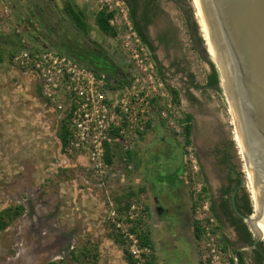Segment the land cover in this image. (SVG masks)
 I'll use <instances>...</instances> for the list:
<instances>
[{
    "label": "rangeland",
    "instance_id": "1",
    "mask_svg": "<svg viewBox=\"0 0 264 264\" xmlns=\"http://www.w3.org/2000/svg\"><path fill=\"white\" fill-rule=\"evenodd\" d=\"M18 1L19 8L11 0H0V212L17 205L22 211L7 219L0 230V264H129L130 257L136 264H169L168 257L170 264H177V257L184 252L180 245L169 248L173 233L187 238L193 228L195 235L196 217L202 215V205L209 203L194 139L201 144L208 140L219 151L217 154H227L226 162L240 178L241 192L248 195L253 213L251 187L247 188L246 166L235 138L232 111L222 87L217 91L205 86L211 58L201 37L193 0H155L150 30L153 40L158 39L163 27L174 32V40L157 47L164 87L177 91L176 100L169 94L182 122H187L186 106L192 102L187 98L196 99L198 132L192 128L190 143L183 145L156 118L149 128L154 139L151 146L162 135L172 144L176 138L177 144L171 148L166 143L151 147L148 158L157 156L161 161L153 162L154 173L150 174L145 172L146 162L138 164L143 168L138 184L131 176L135 163L132 170L114 163L107 149L109 168L103 184L90 177L77 155H65L58 137L60 114L48 108L35 83L10 63L22 37L34 48H50L75 58L94 52L109 62L115 76L129 72L139 59L152 62L159 76L148 50L133 33L126 4L122 0ZM102 11L110 14L111 33L104 32L96 22ZM185 147L190 148L186 150L187 161ZM179 154L180 173H184L180 186L188 189L191 208L181 212L179 227H167L161 216L164 211L159 209L158 216L152 211L151 191L141 176L146 175L157 188L164 183L162 188L170 197V169L177 164ZM115 166L121 168L119 172H113ZM219 168L226 173V164ZM228 174L233 176V172ZM187 215L190 217L185 220ZM212 224L214 235L219 236L220 227L214 221ZM134 239L141 247L149 248L140 260L131 253ZM216 239L213 243L223 255L234 256L233 250L226 249L219 237ZM263 240L260 242L264 244ZM206 243L200 232L193 240L199 264Z\"/></svg>",
    "mask_w": 264,
    "mask_h": 264
},
{
    "label": "built area",
    "instance_id": "2",
    "mask_svg": "<svg viewBox=\"0 0 264 264\" xmlns=\"http://www.w3.org/2000/svg\"><path fill=\"white\" fill-rule=\"evenodd\" d=\"M142 61H136L126 74L115 76L94 70L65 53L34 48L22 37L18 50L10 56L11 66L35 83L48 108L59 113L61 121H67L69 136L64 154L77 155L90 177L101 184L109 168L105 158L107 144H120L122 151L130 155L123 157V164L132 170L136 146L156 118L185 144L182 133L185 122L177 115L169 91L156 75L153 63ZM189 149L185 147V161ZM202 209V215L196 217L197 227L207 243L200 261L202 264H230L229 256L223 255L213 243L219 236L213 233L214 217L209 203L202 205ZM206 212L209 215L205 216ZM139 246L134 239L131 253L138 260L149 251Z\"/></svg>",
    "mask_w": 264,
    "mask_h": 264
},
{
    "label": "water",
    "instance_id": "3",
    "mask_svg": "<svg viewBox=\"0 0 264 264\" xmlns=\"http://www.w3.org/2000/svg\"><path fill=\"white\" fill-rule=\"evenodd\" d=\"M197 3L252 177L255 218L264 224V0ZM232 203L238 212L233 196ZM251 215L240 214L247 222ZM254 233L255 241L262 239Z\"/></svg>",
    "mask_w": 264,
    "mask_h": 264
},
{
    "label": "flooded vegetation",
    "instance_id": "4",
    "mask_svg": "<svg viewBox=\"0 0 264 264\" xmlns=\"http://www.w3.org/2000/svg\"><path fill=\"white\" fill-rule=\"evenodd\" d=\"M154 9L155 7L151 6V4L148 3V0H140L138 15H141L142 11L145 10L149 17L146 32L149 36V40L155 47L154 54L157 56V47L161 44H169L171 40H174V32L171 33L168 28L164 29L163 27V30L157 34L159 35L158 39H152L150 27L151 23L154 21L156 12L153 11ZM187 101L194 102H191L192 104L190 103V105L186 106L188 111L185 115H189L190 119L185 124L189 123L190 133L192 132V128L193 132L195 129L196 132H198V128L195 124L198 115V110L196 108L198 102H196V99H190L189 97L187 98ZM207 141L208 140H205L204 143L201 144L196 143L197 141L194 139V148L199 170L205 181L210 213L214 217L215 225L219 226L221 229L220 231H222L219 235V240L223 243L226 249L230 248L235 252H240L245 264H264V252L259 245L260 240L255 241L256 236L251 232L249 224H246V221L240 216V214L245 213L237 208V205L243 204L241 180L234 172L233 166L226 162L228 159L227 154H217L219 151ZM222 164H226V173H223L219 168ZM228 172H233V176H229ZM232 196L234 197L237 211L240 214L234 210ZM248 232H250L251 241H248ZM233 235L235 240L232 239ZM234 256L236 257L235 261L234 259H231L230 255L229 259L232 260L233 264H238L237 254L235 253Z\"/></svg>",
    "mask_w": 264,
    "mask_h": 264
},
{
    "label": "crops",
    "instance_id": "5",
    "mask_svg": "<svg viewBox=\"0 0 264 264\" xmlns=\"http://www.w3.org/2000/svg\"><path fill=\"white\" fill-rule=\"evenodd\" d=\"M153 139V132L149 129V131H147L140 139L139 143L136 146V149L134 151V163H135V170L132 171V177L135 179L136 184H138L139 182V176L143 173V168L142 167H138V164L143 163L142 161L146 162V169L145 172L146 173H154V164L153 162H160L161 158L160 157H155L153 158V156L151 155L150 158H148V154L150 155V149L153 145L155 144H168L169 148L174 147V143L175 145L177 144V140L175 138V142L172 144L170 142H168L166 140V138H164V136H160L159 139L156 140V142L151 146V142ZM154 142V141H153ZM107 150H108V155L110 157V159H112V161L114 163H118V164H123V157L126 155L122 149L121 146L118 142H111L108 143L106 146ZM178 148H176L177 150ZM158 150V148L156 149ZM175 150V151H176ZM171 156L175 155V152L173 154V152H171L170 154ZM127 157H130L129 154L126 155ZM176 157H178V161L176 162L177 164H174L175 166H171L170 169V175L172 176V186L169 187L170 189H172L170 191L169 194L170 197H168L165 192V190L162 188L163 186H165L164 183L160 184V188L156 187V184L153 183L152 181H150V179L146 177V175H142L141 177L145 178V184L147 185V187H149L150 191H151V195L149 196V198H151L152 200V211L156 214V216H158V210L160 209L161 211H164V213H161L162 215V220L165 221L167 223V227L171 226V227H179L181 224V212L184 211V209L186 210H190L189 208H191V202H190V198H189V192L188 189L185 187L186 190H182L181 188V181L180 178L181 176L184 174L180 173L181 171V160H180V154L179 156L176 155ZM151 159V160H150ZM138 167V168H137ZM120 167L119 166H115V170L113 172H119L120 171ZM154 176V175H153ZM164 176V175H162ZM162 176H159L162 177ZM188 217H190L189 215H187V217L185 218L188 219ZM187 224H191L190 221H186ZM249 227L251 228V230L253 231L252 225L251 223L248 221ZM191 226V225H190ZM174 229V228H172ZM171 229V230H172ZM189 231V230H188ZM176 233V232H175ZM173 233V239L171 240V244L170 245V249H176L177 246L176 245H180V247L183 249L182 252H184V254H180L179 257L180 261L177 264H199V258H198V253L197 251L195 252L192 249V244H193V240L195 239V235H194V231L193 228H191V232L189 233V237L185 238V237H179L177 236V234ZM188 233V232H187ZM232 235V234H230ZM232 239L235 240L234 235L232 236ZM230 249V248H229ZM232 250V249H231ZM234 251V250H233ZM170 252V251H169ZM235 252V251H234ZM235 255V254H234ZM182 257V258H181ZM231 259H234L235 261V256H230ZM169 257L167 260V263L169 261ZM191 260V262L189 261ZM189 261V262H188Z\"/></svg>",
    "mask_w": 264,
    "mask_h": 264
},
{
    "label": "trees",
    "instance_id": "6",
    "mask_svg": "<svg viewBox=\"0 0 264 264\" xmlns=\"http://www.w3.org/2000/svg\"><path fill=\"white\" fill-rule=\"evenodd\" d=\"M12 3L16 6V7H20V3L18 0H11ZM154 1L155 0H148V3L151 4V6H154ZM123 2L126 4L127 6V10H128V15L129 18L131 20V24H132V29L135 32L137 38L139 39L140 43L145 46V48L148 50L150 57L152 59V61L154 62L156 68H157V73L159 74V77L164 80L163 77V72H162V66L157 58V56L154 54V49L155 47L153 46V44L151 43V41L149 40V36L146 32V27H147V23L149 22V17L147 16V13L145 10L142 11L141 15H138V9L140 8V0H123ZM195 11V10H194ZM110 17V14H105L103 11L99 12L97 17H96V22L98 24V26L107 33H111L110 28L108 26V18ZM78 21H80V18L75 17ZM198 23V21H197ZM198 26L201 29L200 24L198 23ZM201 34V32H200ZM202 40L204 42V45L206 47V50L208 52V54L210 55V59H208V64L210 66V73L207 76V80H206V87H210L213 88L217 91L221 90V86L220 84L223 83L221 82V76L219 75V71L217 69V62L214 59V56L212 55V53L210 52L209 46L206 43V40L204 39V37L202 36ZM82 57H77V59H79L80 61L85 62L89 67H91L92 69L96 70L94 65H98V66H104L103 69H99V70H104L107 72H111L113 73V68L110 67L109 62L107 60H105L102 56H99L97 54H95L94 52H89L86 53L85 56L81 55ZM72 57V56H71ZM75 57V56H74ZM84 59V60H83ZM90 64V65H89ZM216 65V66H215ZM97 70V71H99ZM221 77V78H220ZM222 85V84H221ZM195 87H198L197 85H195ZM169 91L173 94L174 99L176 100L177 98V91L173 88H169ZM225 94V93H224ZM226 96V94H225ZM176 97V98H175ZM226 100L228 103V107L229 106V102L226 96ZM186 121L188 122L190 119L189 115H185ZM183 132H184V138H185V142L186 143H190V125L185 124L183 126ZM69 136V125L67 123V121L62 120L60 127H59V140L61 143V146L64 147L67 141V138ZM107 149V148H106ZM249 195H250V199H251V193L249 191ZM242 200H243V204L242 205H237V208L242 211L243 213L249 215L251 214V206H250V201L248 198V195L244 192L242 194ZM252 202V199H251ZM252 207H253V202H252ZM20 211H22V206H15L14 208L8 207L6 209H3L0 212V230L3 229V226L5 225V222L7 221V219H9L12 216H16L18 214H20ZM253 213H254V207H253ZM252 213V214H253ZM196 230V229H195ZM199 236V230L197 227V232L195 234V237ZM248 241H251L250 238V232H248ZM143 243H146V240L143 238ZM263 240V239H262ZM264 241V240H263ZM260 247L264 252V244L262 242H260ZM238 256V264H245L242 254L240 252H235ZM129 264H136L135 261L130 257L127 259ZM46 264H59L57 262H48ZM230 264L232 263V260H230Z\"/></svg>",
    "mask_w": 264,
    "mask_h": 264
},
{
    "label": "bare ground",
    "instance_id": "7",
    "mask_svg": "<svg viewBox=\"0 0 264 264\" xmlns=\"http://www.w3.org/2000/svg\"><path fill=\"white\" fill-rule=\"evenodd\" d=\"M193 2H194V6H195V11H196V13H195L196 14V20L198 21V23L200 24L201 29H202V36L206 40V43L209 46L210 52L213 55L214 54V51L212 49L211 39L209 37V34H208V31H207L206 25L204 23V20H203V17H202L200 8L198 6L197 0H193ZM215 61L217 62L216 59H215ZM228 102H229V100H228ZM229 106H230V104H229ZM230 109H231V107H230ZM231 111H232V109H231ZM232 116H233V112H232ZM233 120H234V117H233ZM233 123H234V127H235V138L238 141V148L240 147V150H241V153H242V158H243V161H244L245 166H246V169L245 170H246L247 188L249 186L251 187V190H250L251 192L250 193H251V199H252V202H253L254 213L251 215V218L252 219L249 222L252 225L253 231L254 232H257L258 234H260L262 236V239H263L264 238V224L260 220H257L255 218L256 206H255L254 195H253V188H252V177H251V175L248 172V168H247L246 160H245V157H244V154H243V150H242V147H241V144H240V140H239V136H238V130H237V127H236V124H235V120H234ZM248 182H249V185H248Z\"/></svg>",
    "mask_w": 264,
    "mask_h": 264
}]
</instances>
